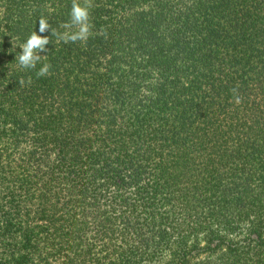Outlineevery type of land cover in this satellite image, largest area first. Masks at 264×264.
<instances>
[{"label": "trees", "instance_id": "obj_1", "mask_svg": "<svg viewBox=\"0 0 264 264\" xmlns=\"http://www.w3.org/2000/svg\"><path fill=\"white\" fill-rule=\"evenodd\" d=\"M71 4L0 0V264H264V0Z\"/></svg>", "mask_w": 264, "mask_h": 264}, {"label": "clouds", "instance_id": "obj_2", "mask_svg": "<svg viewBox=\"0 0 264 264\" xmlns=\"http://www.w3.org/2000/svg\"><path fill=\"white\" fill-rule=\"evenodd\" d=\"M92 0H83V4L79 0H72L70 19L68 22L62 25L65 31L59 33L51 29L52 36H55L58 41H62L65 44L81 42L85 43L91 35L92 25L90 23V9L92 8ZM50 29V25L47 19L44 17L39 18V33L43 34ZM49 37L44 35H38L36 31H33L24 43L19 47L21 49L19 55L15 58L18 67L22 70L35 69L38 62L41 61V52H46V45L49 44ZM50 64H43V66L37 71L38 77L49 74ZM23 84V81H20ZM235 102L240 103V97L236 95V89H233Z\"/></svg>", "mask_w": 264, "mask_h": 264}]
</instances>
